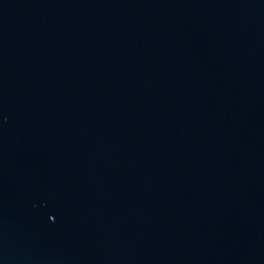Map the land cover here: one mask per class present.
Returning <instances> with one entry per match:
<instances>
[{
	"label": "water",
	"instance_id": "water-1",
	"mask_svg": "<svg viewBox=\"0 0 264 264\" xmlns=\"http://www.w3.org/2000/svg\"><path fill=\"white\" fill-rule=\"evenodd\" d=\"M0 264H264V0H0Z\"/></svg>",
	"mask_w": 264,
	"mask_h": 264
}]
</instances>
